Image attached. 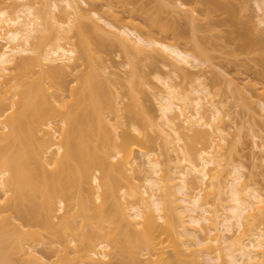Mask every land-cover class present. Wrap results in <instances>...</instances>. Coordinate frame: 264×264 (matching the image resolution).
I'll use <instances>...</instances> for the list:
<instances>
[{
    "label": "bare ground",
    "instance_id": "1",
    "mask_svg": "<svg viewBox=\"0 0 264 264\" xmlns=\"http://www.w3.org/2000/svg\"><path fill=\"white\" fill-rule=\"evenodd\" d=\"M184 1L0 0V264H264V113L231 109L264 107V71L219 72Z\"/></svg>",
    "mask_w": 264,
    "mask_h": 264
},
{
    "label": "rangeland",
    "instance_id": "2",
    "mask_svg": "<svg viewBox=\"0 0 264 264\" xmlns=\"http://www.w3.org/2000/svg\"><path fill=\"white\" fill-rule=\"evenodd\" d=\"M184 1V0H183ZM217 6H213L212 4H208L205 0H185V4H187V7H196V9L199 11H202V13H205L207 11L210 12V17L208 20H204L201 15V20L198 22V25L200 27V31L197 32V37L202 42V45L206 48H208L211 53L217 57L215 59V62H219L220 69L219 72H223L224 74L228 73L234 77L236 76V81L242 80L244 76H249L252 79L255 80V77L259 75L261 71H264V66L260 65L261 57H264V49L260 48H254L250 52L247 53H241L239 50V45L241 43L240 36L247 35L249 36V28L251 25L253 26V22L256 19V15L258 14V9L253 3V0H215ZM144 5L149 9V12H154L155 9H157V6L151 2V0H143ZM229 7L233 9L235 12V16L232 20H230L227 10L224 7ZM242 8H245V10L241 11ZM199 14V13H198ZM161 16L167 20L166 17H170L168 15V10L162 11ZM176 24L178 27L188 36L190 31L189 27L187 25V21L185 19H179L176 21ZM222 53V57L220 59V54ZM110 64L112 67H116V69L123 71L124 69L120 67L122 61H123V55L120 53H117L115 49H109L107 52ZM219 55V56H218ZM144 70L147 72L149 71L153 66H151L149 63L146 65L140 64ZM154 68V67H153ZM155 69H162L160 65L155 66ZM118 70V71H119ZM226 72V73H225ZM122 74V73H121ZM209 76V75H208ZM211 76V75H210ZM240 80L238 82H240ZM243 102L242 105L244 107H237V109L231 108L234 111V117L235 120H237V123L240 124V127H242L243 131L247 133L248 126L250 125V121L252 117L250 116L252 113L253 115H256L254 117L255 119L258 117L257 120L260 119L257 114L264 113V107L261 108V105H259L257 102H251L247 103L244 102V99L241 100ZM147 105H152L150 101L146 102ZM246 104H249L248 107H246ZM232 111V110H231ZM249 112H252L249 114ZM255 113V114H254ZM262 119V118H261ZM253 121V120H252ZM261 121V120H260ZM253 123V122H252ZM243 124V126H242ZM249 124V125H248ZM247 127V128H246ZM259 135L264 137V127L258 128L259 126H254ZM247 129V131H246ZM235 131V129L230 130V134L228 135V138L232 136V133ZM261 132V133H260ZM237 153H235V157L241 156L243 164H245V173L252 172L254 169L251 166V162L249 159V151H250V138L247 137L244 141V144L238 145ZM240 157V158H241ZM241 160V159H240ZM257 170V169H255ZM259 170V169H258ZM257 172V171H256ZM258 179V178H257ZM259 187L264 188V181H261L259 178ZM115 262V261H114ZM113 264H120L118 261H116ZM165 262V261H164ZM177 263V262H176ZM180 264V263H177Z\"/></svg>",
    "mask_w": 264,
    "mask_h": 264
}]
</instances>
